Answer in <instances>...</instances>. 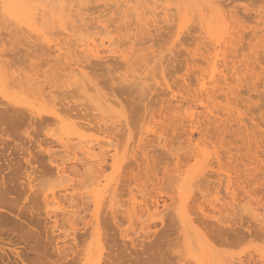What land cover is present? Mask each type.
<instances>
[{
  "label": "rangeland",
  "instance_id": "obj_1",
  "mask_svg": "<svg viewBox=\"0 0 264 264\" xmlns=\"http://www.w3.org/2000/svg\"><path fill=\"white\" fill-rule=\"evenodd\" d=\"M18 1L0 0V264H264V0H223L234 30L215 0H77L68 19L40 0L41 33ZM75 136L113 145L98 213L84 197L71 218L53 194L58 162L83 170ZM83 171L75 200L97 192Z\"/></svg>",
  "mask_w": 264,
  "mask_h": 264
},
{
  "label": "bare ground",
  "instance_id": "obj_2",
  "mask_svg": "<svg viewBox=\"0 0 264 264\" xmlns=\"http://www.w3.org/2000/svg\"><path fill=\"white\" fill-rule=\"evenodd\" d=\"M13 1H16V0H13ZM42 1H44V0H42ZM41 1V2H42ZM58 2H60L59 4L61 5V10H59L60 11V13L62 14V17H64V18H67L68 19V17H70L71 16V13H72V11H74L75 10V5L73 4L75 1H77V0H57ZM223 0H215V2H211V4H210V6H211V9H212V15H213V18H214V20H217V21H221L220 23H223V24H225V26L229 23V21L231 20V27H230V29L232 28H236V27H238L237 25H239V23H240V21L239 22H237V23H235V21L234 20H236V18H234V16L232 15V14H226V8L223 10V2H222ZM19 2V5H18V7L16 8V10H17V12H18V15L20 14V13H22L23 14V16L26 18V20L25 19H23V17H22V21L18 18V20H19V22H23V23H25L26 22V24H27V26L29 27H27L28 29H30V28H32V29H35L36 30V28L37 27H34L35 25H36V22H37V20L39 19V15H40V13L41 12H43L44 11V7L42 6V4L40 3V0H19L18 1ZM44 3V2H43ZM228 3V2H227ZM16 4V3H15ZM21 4H22V6H21ZM224 4H225V2H224ZM253 4V3H252ZM44 5V4H43ZM132 5V4H131ZM3 6V5H2ZM126 6H127V4H126ZM236 6V5H235ZM238 6V5H237ZM0 7H1V5H0ZM77 7V6H76ZM137 8H140V6L138 5L137 6ZM236 8V7H235ZM0 9H3L2 7L0 8ZM60 9V8H59ZM206 9V8H205ZM46 10H47V8H46ZM140 10H141V8H140ZM248 10V9H247ZM62 11V12H61ZM172 10L170 9V11L169 10H166V15L170 18L171 17V14H170V12H171ZM1 12V11H0ZM16 12V13H17ZM45 12V14H46V12L47 11H44ZM136 12H138L137 14H140L141 15V13H142V11H141V13H139L140 11H136ZM145 12V11H144ZM147 12V11H146ZM145 13H142V15H144ZM50 15V14H49ZM49 15L46 17V18H48L49 17ZM72 15H74V13L72 14ZM146 15V14H145ZM41 16H42V14H41ZM153 16V15H152ZM208 16H209V13H208ZM246 16H248V15H246ZM45 17V16H44ZM144 17V16H143ZM207 17V16H206ZM241 17V16H240ZM71 18V17H70ZM141 18H142V16H141ZM40 19H41V17H40ZM39 19V20H40ZM50 19V18H49ZM205 19V18H204ZM47 20V19H46ZM52 20V19H51ZM211 20V19H210ZM72 21H73V19H72ZM158 21V20H157ZM232 21H234V25H236V26H234V25H232ZM46 22V21H45ZM49 22V21H48ZM71 22V21H70ZM74 22H76L75 20H74ZM78 23V22H77ZM14 24V23H13ZM19 24V23H18ZM25 24V25H26ZM39 24V23H38ZM40 24H42V23H40ZM52 24V23H51ZM204 24V23H203ZM16 25V24H15ZM63 25H64V23H63ZM71 25V24H70ZM78 25V24H77ZM11 26V25H10ZM146 26V25H145ZM234 26V27H233ZM211 27H212V25H211ZM71 28V27H70ZM219 28H220V26H219ZM39 29V30H38ZM212 29V28H211ZM224 29V28H223ZM35 30L33 31V32H35ZM41 30L42 29H40V28H37V30H36V32L37 31H39V33H41ZM219 30V29H218ZM229 30V29H228ZM234 30V29H233ZM51 31V30H50ZM149 31H151V30H149ZM42 32H43V30H42ZM215 32V31H214ZM52 33V32H51ZM50 33V34H51ZM65 33V32H64ZM77 33V32H76ZM191 33V32H190ZM44 34V33H43ZM66 34V33H65ZM219 34V33H218ZM218 34H216L217 36H215L216 38H215V40L216 39H219L220 37H221V35H218ZM45 35V34H44ZM12 36V35H11ZM237 37H238V35H236ZM224 37V36H223ZM46 38H48V37H46ZM50 38V37H49ZM48 38V39H49ZM57 38V37H56ZM208 38V37H207ZM210 39V38H209ZM229 39V38H228ZM53 41V39H52V35H51V38H50V40H49V43H50V41ZM55 40V39H54ZM51 41V42H52ZM54 42H56V41H54ZM83 42V41H82ZM218 42V41H217ZM61 43H63V42H61ZM65 43V42H64ZM117 43V42H116ZM212 43V42H211ZM37 44V43H36ZM55 44V43H54ZM67 44V43H66ZM113 44H115L114 43V41L113 42H110V44H108V46H112ZM39 45V44H38ZM73 45V44H72ZM84 45H87V46H90L91 47V53H92V55L94 56H100V54H101V51L102 50H99L98 48L101 46V45H105V41H103V40H101V42H100V44H98V40H97V38L96 39H92L90 42L89 41H87V42H85L84 44H82V46H84ZM100 45V46H99ZM209 45V44H208ZM55 46V45H54ZM114 46V45H113ZM112 46V47H113ZM55 47H57V49L59 50V51H61V49H62V47L61 46H59V44H56V46ZM64 47V46H63ZM65 48V47H64ZM69 48V47H68ZM109 48V47H108ZM131 48V47H130ZM67 50V49H66ZM71 50V49H70ZM141 50V49H140ZM63 51V50H62ZM68 51V50H67ZM110 51V50H109ZM64 52V51H63ZM66 52V51H65ZM65 52L63 53L64 55H65ZM103 52H104V49H103ZM102 52V53H103ZM106 52V51H105ZM68 53V52H67ZM62 54V53H61ZM70 54H71V51H70ZM66 56V55H65ZM111 56V55H110ZM59 57V56H58ZM69 57V56H68ZM112 57V56H111ZM117 57V56H116ZM118 58V57H117ZM120 58V57H119ZM118 58V59H119ZM129 59V58H128ZM113 60V59H112ZM61 62V61H60ZM217 61H212L211 63H212V65H213V70L209 73V74H205V73H203L202 74V77H200L199 78V80L202 82V84H203V86H204V95H206V96H210V94L211 93H215V92H217V91H219L218 89H219V83H221L220 82V79H218L217 78V72H218V70H219V67L217 66V63H216ZM100 63V62H99ZM227 63V62H226ZM199 70H200V68H199ZM243 71V70H242ZM48 72H49V70H48ZM58 72V71H57ZM239 72V71H238ZM228 73V72H227ZM219 74V73H218ZM248 74V73H247ZM42 75V74H41ZM43 76V75H42ZM220 76H222V75H220ZM198 77V76H197ZM207 77H209V80H210V82L209 83H211L212 85H211V87H209L208 86V81L206 80V78ZM235 77V76H234ZM22 79V78H21ZM26 79V78H25ZM132 79V78H131ZM232 80H234L233 78H232ZM131 81V80H130ZM212 81H213V83H212ZM222 81V80H221ZM199 82V81H198ZM223 82V81H222ZM183 83H185V81H183ZM186 84V83H185ZM222 84V83H221ZM26 86V85H25ZM36 87V86H35ZM185 87V86H184ZM172 88V87H171ZM177 88V87H176ZM225 88V87H224ZM36 89H37V87H36ZM214 91V92H213ZM186 92V91H185ZM184 92V93H185ZM188 92V91H187ZM202 93V92H201ZM189 94V93H188ZM187 94V95H188ZM199 94V93H198ZM215 94H218V93H215ZM180 96V95H179ZM213 96H214V94H213ZM213 96L212 97H209V98H213ZM218 96V95H217ZM216 96V97H217ZM222 96V95H221ZM178 97V96H177ZM177 97H176V99H177ZM215 97V96H214ZM215 97V98H216ZM218 97H220V96H218ZM198 98V100L197 101H199L200 102V104H203L204 103V99L203 98H199V97H197ZM224 99H225V97H224ZM232 99V98H231ZM226 100V99H225ZM233 100H234V98H233ZM182 102V101H181ZM185 104V103H184ZM213 105V104H212ZM189 108V107H188ZM187 108V109H188ZM207 108H208V106H207ZM212 108V107H211ZM189 110V109H188ZM192 111V110H191ZM182 113V112H181ZM184 113V112H183ZM186 114V113H185ZM191 114V113H190ZM206 114H208V113H206ZM235 114V113H234ZM189 115V114H188ZM190 116V115H189ZM210 116V115H209ZM195 117H196V115H195ZM207 117V116H206ZM223 118H224V116H222ZM178 118V117H177ZM222 118V119H223ZM191 119L192 118H190V120H189V123H190V121H191ZM221 119V120H222ZM229 119V118H228ZM186 121V120H185ZM217 121H219L218 119H217ZM176 122V121H175ZM181 122V121H180ZM193 122H194V120H192L191 121V125H189L192 129H193V127H194V124H193ZM213 123H214V121H213ZM176 128V127H175ZM182 129V128H181ZM106 130V129H105ZM194 130V129H193ZM107 131V130H106ZM110 132V131H109ZM112 133V132H111ZM179 133V132H178ZM161 134V133H160ZM194 134V132L192 133V131L190 132V135H191V140H197L196 138L194 139L193 138V135ZM162 135V134H161ZM179 135V134H178ZM186 135V134H185ZM195 135H197V134H195ZM109 136V135H108ZM169 136H170V134H169ZM177 136V135H176ZM195 137V136H194ZM154 139V138H153ZM181 139V138H180ZM179 139V140H180ZM186 139V138H185ZM178 140V141H179ZM113 140L111 139V137L110 138H108L107 140L105 139H102V138H99V137H97V138H93V139H84L83 137H80V136H75V137H69L68 138V140L67 141H65V142H62V144H63V147H65L66 148V150L67 151H70L71 152V156L69 157V156H67V157H69L68 158V161H69V159L70 160H77V161H80L79 163H80V165H81V167L83 168V170L85 171L86 169H87V171H85L86 173L87 172H90V174L92 173V175H90V174H88L89 176H91V182H92V184H94V186H95V188L97 189V192H96V194H93V195H90V194H88L87 193V195H84L83 196V194H82V198H78V200H80V199H84V197H86V198H90L89 200H92L93 201V204L95 205V215H96V212L98 213V211H99V207L101 206V204H102V201H103V198H105L104 196H105V192H107L106 190H105V187L109 184V182L111 181V179H108L107 177L106 178H103V176H104V171H105V164H107V157H106V155L108 154V153H111V150H107L106 148H111V145H113V144H111V142H112ZM162 141V140H161ZM187 141V140H186ZM114 143V142H113ZM197 145H199V143L197 144ZM185 146V145H184ZM190 146V149H191V145H189ZM194 146V145H193ZM187 147V146H186ZM64 149V148H63ZM171 149V148H170ZM182 150V149H181ZM183 150H184V148H183ZM198 150H199V148H198ZM66 152V151H65ZM189 153H191V151L189 152ZM114 154V153H113ZM112 155V154H111ZM197 156V155H196ZM115 157H116V155H112V158L111 159H114L115 160ZM216 157V156H215ZM62 160V159H61ZM67 160V159H66ZM242 160V159H241ZM258 160V159H257ZM256 160V161H257ZM114 163H115V161H114ZM108 165V164H107ZM113 165L111 164V167H112ZM115 166V165H114ZM182 166V165H181ZM225 166V165H224ZM118 167V166H117ZM77 168V167H76ZM76 168H72V170L70 169V166H69V164H67V161H60V162H58L57 163V165H56V173H57V175H58V177H60V178H62L65 182H66V184L65 185H63L62 187H64L63 188V190L62 191H60V192H62L63 193V195H64V197H66L65 199L63 198H60V195L62 194H60L59 196H57V194H55V192H54V199H53V201L55 202H53L52 201V203H54V204H56L57 206H58V208L60 207V209H62L61 211L62 212H64L66 215H69L70 213H72L71 214V218L73 217L74 218V216H76L75 214L77 213V212H81L80 211V209L77 211V210H73V208L74 207H76V206H78L80 203H78V202H81V200L80 201H78V200H75V198L73 197V195H69V193H72V192H75L76 191V185H75V183H73V181L76 179V178H78L79 180H77L76 179V182H77V186L78 185H80L81 184V181L83 180H81L80 178H79V176L78 175H80V174H82L80 171H83V170H80V169H76ZM107 168V167H106ZM226 168V167H225ZM79 170V173L80 174H77V172L78 171H76V170ZM113 169H114V167H113ZM117 169V168H116ZM74 170V171H73ZM76 171V172H75ZM83 171V173H85ZM220 171V170H219ZM239 171V170H238ZM122 173V172H121ZM225 174V173H224ZM109 175V174H108ZM84 175H82L81 177H83ZM58 177H57V179H58ZM227 177V176H226ZM61 179V180H62ZM224 179V178H223ZM86 180V179H85ZM63 181V182H64ZM88 181H89V179H88ZM104 181H106V182H104ZM229 181V180H228ZM72 182V183H71ZM229 183V182H228ZM85 184V183H84ZM235 184H237V182L235 183ZM86 185V184H85ZM81 186H84L83 185V183L81 184ZM226 186V185H225ZM238 186V185H237ZM111 187V186H110ZM61 188V187H60ZM78 188V187H77ZM91 188V187H90ZM79 189V188H78ZM92 189V188H91ZM84 190H86V189H84ZM232 190V189H231ZM230 190V191H231ZM78 191V190H77ZM76 191V192H77ZM109 191H110V189H109ZM229 191V190H228ZM87 192V191H86ZM79 193V192H78ZM74 194V193H73ZM63 195H62V197H63ZM77 195V194H76ZM116 195V194H115ZM136 195H137V193H136ZM80 196V195H79ZM108 196H109V194H108ZM152 198V197H151ZM159 198V197H158ZM145 199V198H144ZM86 200V199H85ZM84 200V201H85ZM88 199H87V202L89 201ZM77 201V202H76ZM160 201V200H159ZM159 201L158 200H155L153 203V206L155 207H157L158 205H159ZM4 202V201H3ZM75 202V203H74ZM91 202V201H90ZM89 202V203H90ZM173 202V201H172ZM74 203V204H73ZM86 203V202H85ZM89 203L87 204V207L85 206L86 204H84V208H86V212H87V208L89 207L90 208V206H89ZM164 203V202H163ZM162 203V204H163ZM168 203V202H167ZM174 203V202H173ZM82 204V203H81ZM92 204V205H93ZM150 204V203H149ZM56 205H55V207H56ZM91 205V206H92ZM146 206H148V204H145ZM164 205V204H163ZM166 205V204H165ZM103 206V205H102ZM260 206V205H259ZM83 208V206H81L80 205V208ZM160 207V206H159ZM79 208V207H78ZM81 208V209H82ZM88 208V209H89ZM92 209H94V206H93V208ZM82 210H84V209H82ZM141 210H142V208H141ZM90 211H91V209H90ZM147 211V210H146ZM159 211V210H158ZM158 211H156V212H158ZM101 212H102V209H101ZM139 212H141V211H139ZM143 212V211H142ZM152 212V211H151ZM150 212V213H151ZM259 212V211H258ZM82 213V212H81ZM80 213V214H81ZM147 213H149V211H147ZM218 213V212H217ZM255 212H253V214H254ZM63 214V213H62ZM74 214V215H73ZM80 214H77L78 215V217H80L79 215ZM140 214H143V213H140ZM146 214V213H145ZM155 214V213H154ZM154 214H152L153 215V217H155V216H157V215H154ZM256 215L255 216H258V217H260L259 215H261V213H255ZM1 215V214H0ZM73 215V216H72ZM144 215V214H143ZM143 215H141L142 217H143ZM139 216V215H138ZM140 216V217H141ZM65 217V216H64ZM83 217V216H82ZM71 218H69L70 220H71ZM76 219H77V217H76ZM90 219V218H89ZM214 219V218H213ZM260 219V218H259ZM78 220V219H77ZM261 220H262V218H261ZM144 223V222H143ZM72 224H73V222H72ZM74 229V228H73ZM72 230V229H71ZM73 232H75V231H73ZM72 232V233H73ZM104 233V232H103ZM102 233V234H103ZM70 235H71V233H69ZM69 234H68V236H69ZM75 234V233H74ZM78 234V233H77ZM73 237H77V236H72V238ZM105 237V236H104ZM76 239V238H75ZM105 240V239H104ZM104 240H103V242H104ZM77 241V240H76ZM76 241H75V243H76ZM98 246V245H97ZM107 250H109V249H107ZM110 251V250H109ZM108 251V252H109ZM104 253H107V251H105ZM107 255V254H106ZM108 256V255H107ZM105 258V257H104ZM106 258H108V257H106ZM112 260V259H111ZM104 261H106V259H104ZM107 262V261H106ZM110 262V261H109ZM108 263V262H107Z\"/></svg>",
  "mask_w": 264,
  "mask_h": 264
}]
</instances>
